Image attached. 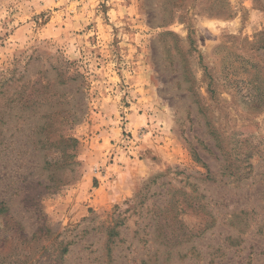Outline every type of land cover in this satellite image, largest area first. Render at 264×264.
I'll list each match as a JSON object with an SVG mask.
<instances>
[{"label": "rangeland", "instance_id": "rangeland-1", "mask_svg": "<svg viewBox=\"0 0 264 264\" xmlns=\"http://www.w3.org/2000/svg\"><path fill=\"white\" fill-rule=\"evenodd\" d=\"M220 1L0 0V264H264V0Z\"/></svg>", "mask_w": 264, "mask_h": 264}, {"label": "trees", "instance_id": "trees-1", "mask_svg": "<svg viewBox=\"0 0 264 264\" xmlns=\"http://www.w3.org/2000/svg\"><path fill=\"white\" fill-rule=\"evenodd\" d=\"M215 1H218V0H215ZM173 4H175V3H173ZM218 5H220V7H217ZM227 5H228V3L225 0L220 1V3H217L216 7L209 9L208 16L223 18L225 16L224 13H225V9H226ZM177 7H181V4L178 5ZM191 8L194 9V7H191Z\"/></svg>", "mask_w": 264, "mask_h": 264}]
</instances>
